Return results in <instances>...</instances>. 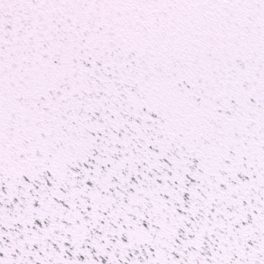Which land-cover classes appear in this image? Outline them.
I'll list each match as a JSON object with an SVG mask.
<instances>
[{"label": "snow or ice", "instance_id": "obj_1", "mask_svg": "<svg viewBox=\"0 0 264 264\" xmlns=\"http://www.w3.org/2000/svg\"><path fill=\"white\" fill-rule=\"evenodd\" d=\"M0 264H264V0H0Z\"/></svg>", "mask_w": 264, "mask_h": 264}]
</instances>
